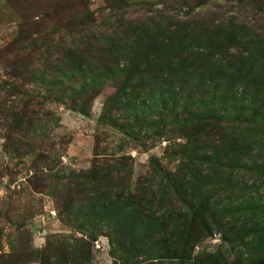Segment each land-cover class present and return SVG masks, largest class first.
Returning <instances> with one entry per match:
<instances>
[{"label": "trees", "instance_id": "1", "mask_svg": "<svg viewBox=\"0 0 264 264\" xmlns=\"http://www.w3.org/2000/svg\"><path fill=\"white\" fill-rule=\"evenodd\" d=\"M111 10L95 26L87 13L69 17L64 45L47 39L32 45L33 61L7 66L0 89L12 101L0 111L17 138L8 132L3 147L31 154L36 145L19 136L45 140L48 125H58L52 111H38L55 104L86 116L107 87L98 121L133 142L152 128L183 143L171 150L173 169L150 157L136 179L120 147L78 172L33 169L30 190H46L57 217L80 235L57 237L33 252L34 262L96 264L91 245L105 230L111 264H264V15L202 20L189 9L182 18L158 10L137 18ZM214 232L237 249L231 261L192 254Z\"/></svg>", "mask_w": 264, "mask_h": 264}, {"label": "rangeland", "instance_id": "2", "mask_svg": "<svg viewBox=\"0 0 264 264\" xmlns=\"http://www.w3.org/2000/svg\"><path fill=\"white\" fill-rule=\"evenodd\" d=\"M110 8L114 17L127 11V15L137 18L152 10L182 18L184 12L191 9V14L202 20L213 18L214 15L226 17L230 14L239 19H254L260 10L261 17H257L260 20L264 15V0H0V85L9 80L7 66L10 67L11 63L24 65L35 59V46L32 45L43 44L47 39H51L52 44L60 42L64 45L65 28L74 21L68 20L69 17L87 13L95 18V26L101 23L99 14L108 13ZM93 25L88 24L87 30L96 29ZM111 91L107 87L97 95L86 116L70 112L59 105H45L43 110L38 111V117L45 110H50L58 125H48L49 132L45 140L19 136L24 143L36 145V149L27 156L16 157L3 147L9 127L0 111V264H37L33 258L35 250L52 246L57 237L71 234L80 236L57 217L53 201L46 190L40 193L30 190L26 178L33 169H46L49 175L56 172L64 175L69 170L78 172L89 167L94 155L114 153L117 147L124 149L133 159L132 179L145 173L150 157L157 159L162 167L173 169L175 161L171 150L183 143L182 137L176 132H166L157 137L154 136L155 129H145L139 133L138 141L133 142L123 138L120 130L110 122L98 121L101 103ZM10 101L12 97L0 89L1 109L2 106H8ZM18 135L24 136V131ZM38 155L48 156L53 165H40ZM95 233L97 235L91 245L92 261L96 264H111L112 256L105 237L107 232L102 230ZM220 235V232H214L195 246L192 254L215 251L227 262L231 261L237 249L222 242Z\"/></svg>", "mask_w": 264, "mask_h": 264}]
</instances>
